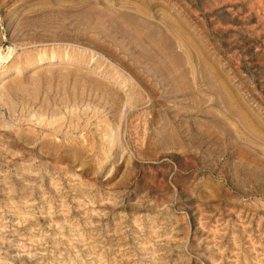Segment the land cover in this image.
Segmentation results:
<instances>
[{"label":"rangeland","instance_id":"374dc122","mask_svg":"<svg viewBox=\"0 0 264 264\" xmlns=\"http://www.w3.org/2000/svg\"><path fill=\"white\" fill-rule=\"evenodd\" d=\"M60 1L0 0V264H264V0Z\"/></svg>","mask_w":264,"mask_h":264},{"label":"bare ground","instance_id":"6f19581e","mask_svg":"<svg viewBox=\"0 0 264 264\" xmlns=\"http://www.w3.org/2000/svg\"><path fill=\"white\" fill-rule=\"evenodd\" d=\"M63 1V0H62ZM62 1H60V2H62ZM44 2V1H43ZM58 2H59V0H58ZM64 2V1H63ZM67 2V1H66ZM86 2V1H85ZM65 3V2H64ZM67 3H69V2H67ZM39 4H41V3H39ZM43 4V3H42ZM45 5V4H44ZM48 5V4H47ZM50 6V5H49ZM26 7V6H25ZM71 8V7H70ZM57 10V9H56ZM60 11V10H59ZM45 12V11H44ZM43 12V13H44ZM52 12H54V11H52ZM99 12V11H98ZM103 13V12H102ZM46 14H47V11H46ZM54 14V13H53ZM55 14H57V13H55ZM96 14H98V13H96ZM107 14V13H106ZM120 14H122V13H120ZM119 14V15H120ZM37 15V14H36ZM39 15V14H38ZM99 15H102V14H100L99 13ZM98 15V16H99ZM118 15V16H119ZM126 15V14H125ZM56 16V15H55ZM73 16V15H72ZM94 16H96L95 14H94ZM123 16V15H122ZM121 16V17H122ZM133 16V15H132ZM131 16V17H132ZM28 17H30L29 15H28ZM47 17V16H46ZM58 17V16H57ZM115 17V16H114ZM113 17V18H114ZM93 18V17H92ZM103 18V17H102ZM108 18H110V17H108ZM119 18H120V16H119ZM126 18V17H125ZM124 18V19H125ZM40 19V18H39ZM68 19V18H67ZM85 19V18H84ZM117 19H118V17H117ZM49 19H47V21H48ZM59 20V19H58ZM65 20V19H64ZM71 20V19H70ZM79 20H81V19H79ZM93 20H94V18H93ZM98 20H99V18H98ZM129 21H130V19H128ZM132 20V19H131ZM39 21V20H38ZM37 21V22H38ZM43 21V20H42ZM60 21V20H59ZM73 21H75V20H73ZM104 21V20H103ZM133 21V20H132ZM131 21V22H132ZM25 22V21H24ZM62 22V21H61ZM83 22V21H82ZM86 22V21H85ZM108 22V21H107ZM110 22V21H109ZM114 22V21H113ZM119 22V21H118ZM136 22H137V20H136ZM30 23V22H29ZM36 23V22H35ZM34 23V24H35ZM39 23H40V21H39ZM38 23V24H39ZM46 23V22H45ZM53 23V22H52ZM70 23H73V22H71L70 21ZM33 24V25H34ZM51 24V23H50ZM69 24V23H68ZM74 24H76V23H74ZM85 24V23H84ZM92 24V23H91ZM110 24V23H109ZM114 24V23H113ZM116 24V23H115ZM120 24H123V22H120ZM128 24H129V22H128ZM131 25L132 24H134L135 25V23H130ZM36 25V24H35ZM42 25V24H41ZM45 25V24H44ZM57 25V24H56ZM58 25H59V23H58ZM61 26L63 25V24H60ZM92 25H94V24H92ZM131 25H129V26H131ZM136 25H138V23L136 24ZM25 26V25H24ZM30 26H32V25H30ZM29 26V27H30ZM49 26V25H48ZM47 26V27H48ZM75 26V25H74ZM83 26V25H82ZM85 26V25H84ZM109 26V25H108ZM113 26V25H112ZM115 26V25H114ZM117 26V25H116ZM26 27H28V26H26ZM35 28V27H34ZM61 28V27H60ZM65 28V27H64ZM75 28V27H74ZM80 28V27H79ZM114 28V27H113ZM112 28V29H113ZM119 28V27H118ZM137 28H140V27H137ZM29 29V28H28ZM36 29V28H35ZM51 30H52V28H50ZM62 29H63V26H62ZM67 29V28H66ZM76 29V28H75ZM83 29V28H82ZM91 29H93V27L91 28ZM116 29V28H115ZM27 30V29H26ZM25 30V31H26ZM41 30V29H40ZM43 30H44V28H43ZM48 30V29H47ZM54 30V29H53ZM64 30V29H63ZM74 30V29H73ZM87 30V29H86ZM140 30V29H139ZM154 30V29H153ZM30 31V30H29ZM31 31H32V29H31ZM56 31V30H55ZM104 31V30H103ZM112 31V30H111ZM116 31V30H115ZM129 31V30H128ZM150 31V30H149ZM47 32H49V31H47ZM64 32H66V31H64ZM96 32V31H95ZM113 32V31H112ZM39 33H41V32H39ZM51 33H52V31H51ZM79 33V32H78ZM110 33V32H109ZM151 33V32H150ZM153 34H155L154 33V31L152 32ZM29 34H31V33H29ZM34 34V33H33ZM66 34H67V32H66ZM117 34V33H116ZM120 34V33H119ZM133 34V33H132ZM32 35V34H31ZM42 35H43V33H42ZM47 35H50L51 36V34H47ZM56 35V34H55ZM63 35V34H62ZM65 35V34H64ZM74 35H75V33H74ZM148 35V34H147ZM27 36H28V34H27ZM33 36V35H32ZM35 36V35H34ZM38 36V35H37ZM37 36H35V37H37ZM66 36V35H65ZM68 36V35H67ZM71 36V35H70ZM81 36V35H80ZM79 36V37H80ZM117 36V35H116ZM124 36V35H123ZM123 36H122V38H123ZM149 36V35H148ZM152 36V35H151ZM151 36H149V37H151ZM156 36V35H155ZM35 37H32V38H35ZM48 37V36H47ZM54 37V36H53ZM32 38H30V39H32ZM49 38H51V37H49ZM48 38V39H49ZM62 38V37H61ZM72 38V37H71ZM109 38V37H108ZM119 38H121V37H119ZM130 38V37H129ZM145 38V37H144ZM42 39V38H41ZM44 39V38H43ZM45 39H47V38H45ZM53 39V38H52ZM84 39V38H83ZM91 39V38H90ZM124 39V38H123ZM67 40H69V39H67ZM84 40H86V39H84ZM111 40H112V38H111ZM116 40H117V37H116ZM43 41V40H42ZM56 42V41H55ZM58 42H60L59 40H58ZM62 42H67V41H62ZM75 42V41H74ZM79 42V41H78ZM33 42H31V44H32ZM41 43V42H40ZM77 43V42H76ZM26 44H28V43H26ZM75 44V43H74ZM115 44V43H114ZM128 44V43H127ZM129 44H130V42H129ZM40 45V44H39ZM46 45V44H45ZM42 46H44V45H42ZM84 46V45H83ZM96 46V45H95ZM95 46H94V48H95ZM69 47V46H68ZM85 47V46H84ZM92 47V46H91ZM124 47V46H123ZM88 48V47H87ZM93 48V47H92ZM93 48V49H94ZM148 48V47H147ZM74 49V48H73ZM90 49V48H89ZM8 50H10V49H8ZM13 50V49H12ZM103 50V49H102ZM129 49H127V51H128ZM8 52H12L11 50L10 51H8ZM86 52V51H85ZM93 52V51H92ZM99 52V51H98ZM102 52V51H101ZM39 53V52H38ZM94 53V52H93ZM9 54V55H8ZM146 54V53H145ZM7 55L8 56H10L11 54L10 53H7ZM44 55V54H43ZM56 55H58V54H56ZM55 54H53V55H51L50 56V59H55V57H57ZM67 55H68V53H67ZM149 55V54H148ZM2 56H0V58H1ZM5 57V56H4ZM11 58H12V56H11ZM20 58V57H19ZM45 58H48V57H42V55H40L39 56V59H40V61L42 60V59H45ZM68 58H69V55H68ZM92 58V57H91ZM3 59V58H2ZM5 59V58H4ZM7 59V58H6ZM5 59V60H6ZM52 59V60H53ZM97 59V58H96ZM95 60V59H94ZM37 60H34L32 57H30V58H28L27 57V59L26 60H24V62L25 63H27L25 66H26V68H27V66L29 67V64H33L34 62H36ZM59 61V60H58ZM111 61V60H110ZM39 62V61H38ZM6 63V62H5ZM64 63V62H63ZM106 63V62H105ZM8 64V63H7ZM53 64V63H52ZM73 64V63H72ZM116 64V63H115ZM51 65V64H50ZM77 65V64H76ZM118 65V64H117ZM120 66V65H119ZM2 67V66H1ZM13 67H6L5 68V71H4V73H7V72H10L11 71V69H12ZM18 68V67H17ZM122 68V67H121ZM124 70H125V68H124ZM96 71V70H95ZM21 72V71H20ZM13 73V72H12ZM12 73H10V74H12ZM17 73V72H16ZM27 73V72H26ZM53 73V72H52ZM69 73V72H68ZM193 73V72H192ZM125 74V73H124ZM39 75V74H38ZM69 75V74H68ZM40 76V75H39ZM52 76V75H51ZM119 76V75H118ZM21 77V76H20ZM5 78V77H4ZM22 78H19V77H14L13 79H11V88H14V89H20V90H26V89H30V85L31 84H34V86H36V80H35V78H29V79H27V81H24V78H23V80H21ZM108 79V78H107ZM3 80V79H2ZM87 81V80H86ZM107 81V80H106ZM110 81V80H109ZM59 82V81H58ZM102 82V81H101ZM131 82V81H130ZM8 83V82H7ZM94 84V83H93ZM102 84V83H101ZM135 84V83H134ZM125 85V84H124ZM123 85V86H124ZM97 86V85H96ZM108 86V85H107ZM125 86H128V84L127 85H125ZM108 87H110V86H108ZM115 87V86H114ZM92 88V87H91ZM106 88V87H105ZM93 89V88H92ZM109 89V88H108ZM122 89V88H121ZM6 90V89H5ZM32 90H33V88H32ZM123 90V89H122ZM103 91V90H102ZM124 91V90H123ZM59 92V91H58ZM70 92V91H69ZM103 92H105V91H103ZM28 93V92H27ZM100 93H101V91H100ZM22 94V93H21ZM44 94V93H43ZM107 94H109V93H106V95ZM114 94V93H113ZM10 95V94H9ZM22 95H24V94H22ZM28 95V94H27ZM101 95V94H100ZM124 96H125V93L123 94ZM21 96V95H20ZM18 97V96H17ZM23 97V96H22ZM53 97V96H52ZM95 97V96H94ZM112 97H114V96H112ZM116 97V96H115ZM19 98V97H18ZM33 98H35V97H33ZM42 98V97H41ZM41 98H40V100H41ZM49 98V97H48ZM107 98V97H106ZM105 98V99H106ZM15 99V98H14ZM22 99V98H21ZM45 99V98H44ZM114 99V98H113ZM121 99V98H120ZM128 99L129 100H131V97H128ZM134 100H135V98H133ZM2 100H3V98H2ZM23 100H24V98H23ZM34 100V99H33ZM94 100V99H93ZM97 100H99L98 98H97ZM107 100V99H106ZM110 100H112V98L110 99ZM17 101V100H16ZM25 101V100H24ZM23 101V102H24ZM28 101V100H27ZM36 101V100H35ZM108 101V100H107ZM2 103V102H1ZM25 103V102H24ZM70 103V102H69ZM104 103V102H103ZM146 103V102H145ZM18 104V103H17ZM55 104V103H54ZM96 104V103H95ZM101 104V103H100ZM117 104V103H116ZM20 105H22V104H20ZM59 105V104H58ZM54 106V105H53ZM82 106V105H81ZM98 106V105H97ZM42 107V106H41ZM68 107V106H67ZM83 107V106H82ZM99 107V106H98ZM102 107V106H101ZM103 107H104V105H103ZM33 108V107H32ZM106 108V107H105ZM108 108V107H107ZM106 108V109H107ZM116 108V107H115ZM121 108H122V106H121ZM61 109V108H60ZM64 109H65V107H64ZM95 109V108H94ZM105 109V110H106ZM109 109V108H108ZM36 110V109H35ZM41 112H39L38 111V113H39V115H40V117L41 118H39V119H44L45 117H43L42 116V114L44 113V112H46V110L47 111H49V109H47V108H41ZM122 110V109H121ZM135 110V109H134ZM15 111H16V109H15ZM109 110H107V112H108ZM26 112V111H25ZM69 112H70V116H69V120L68 121H70L71 123H73L74 121H76V125H79V116L76 114V117H74V115H73V113H74V111H70L69 110ZM103 112V111H102ZM112 113H113V111H112ZM121 113V112H120ZM27 114V113H26ZM56 114H58L57 116H56ZM31 115H32V113H31ZM33 115H35V114H33ZM39 115H38V117H39ZM114 115H116V114H114ZM25 116V115H24ZM51 116H53V117H55V119H53V117L51 118V119H53V120H46L45 121V125L46 126H49V127H51V125H53L54 123H60V124H62V122H64V120H65V116H63V114H61V111L59 110V109H55V110H52L51 111ZM106 116V115H105ZM112 116V115H111ZM33 117V116H32ZM35 117H36V115H35ZM103 117V116H102ZM37 118V117H36ZM113 118H115V117H113ZM27 119V118H26ZM47 119H48V117H47ZM101 119V118H100ZM37 120H38V118H37ZM36 120V121H37ZM102 120V119H101ZM43 121V120H42ZM42 121H40V123L42 122ZM21 122V121H20ZM29 122V121H28ZM109 122V121H108ZM107 121H105V119H104V125L106 126V127H109V123H108ZM113 122V121H112ZM2 123V122H1ZM81 123V122H80ZM93 123V122H92ZM11 124V123H10ZM13 124V123H12ZM20 124V123H19ZM35 124V123H34ZM59 124V125H60ZM127 124V123H126ZM3 125V124H2ZM17 125V124H16ZM23 125V124H22ZM21 125V126H22ZM125 126V125H124ZM124 126H123V128H124ZM23 127V126H22ZM21 127V128H22ZM105 127V128H106ZM17 128V127H16ZM58 128V127H57ZM126 128V127H125ZM124 128V129H125ZM108 129H110V128H108ZM123 129V130H124ZM10 130H11V127H10ZM22 130H26V129H22ZM68 130V129H67ZM28 131H31V133H32V135L29 137L30 139L32 138V140H34V137L36 136L37 137V133H38V131H37V133H36V131H35V129H33V128H31V129H29ZM57 131V129H54L53 128V126H52V129L51 130H49V133L48 134H51V135H53V136H55L56 135V132ZM82 131H83V129H82ZM114 132V131H113ZM125 132V131H124ZM6 134V133H5ZM112 134V133H111ZM111 134H109V130H108V132L106 131V129H104V135H108L107 136V141L108 142H111V141H115V139H114V137L113 136H111ZM8 135V134H7ZM6 135V136H7ZM11 135V134H10ZM114 135V134H113ZM4 136V135H3ZM8 137V136H7ZM13 137V136H12ZM21 137H22V135H21ZM58 137V136H57ZM119 137V136H118ZM127 137V136H126ZM10 138V137H9ZM8 138V139H9ZM45 138V137H44ZM12 139V138H11ZM46 139V141H44L43 143H47V146H49L50 145V141L47 139V138H45ZM60 139V138H59ZM95 139V138H94ZM62 140V139H61ZM9 141H10V139H9ZM12 141H13V139H12ZM16 141V140H15ZM125 141V140H124ZM14 142V141H13ZM20 142V141H19ZM36 142V141H35ZM29 143V142H28ZM30 143H32V142H30ZM112 143V142H111ZM41 144V143H40ZM85 144V143H84ZM119 144V143H118ZM2 145V144H1ZM16 145H17V143H16ZM34 146V145H33ZM30 147V146H29ZM37 147V146H36ZM6 148V147H5ZM10 148V147H9ZM13 148V147H12ZM27 148V147H26ZM21 150V149H20ZM19 150V151H20ZM1 151V150H0ZM26 151V150H25ZM30 152V151H29ZM37 152V151H36ZM76 153H79L78 151H76ZM3 154V153H2ZM13 154V153H12ZM15 154V153H14ZM35 154V153H34ZM37 154H39V153H37ZM6 157H8V156H6ZM26 157H27V155H26ZM33 159V158H32ZM22 160V159H21ZM2 161V160H1ZM0 161V162H1ZM24 161V160H23ZM26 161V160H25ZM29 161H31V159L29 160ZM57 161V160H56ZM9 163V162H8ZM43 164V163H42ZM31 165V164H30ZM8 166V165H7ZM27 167V166H26ZM28 168V167H27ZM13 170V169H12ZM21 170V169H20ZM3 172V171H2ZM51 173V172H50ZM6 175V174H5ZM8 176V175H7ZM1 179V178H0ZM29 179V178H28ZM31 179V178H30ZM32 180V179H31ZM22 182V181H21ZM1 183H2V181H1ZM0 183V184H1ZM11 184V183H10ZM24 186V185H23ZM1 187V186H0ZM9 188V187H8ZM2 189H5V188H2ZM1 189V190H2ZM75 189V188H74ZM6 190V189H5ZM23 190V189H22ZM25 191V190H24ZM2 192V191H1ZM10 192V191H9ZM55 192V191H54ZM67 192V191H66ZM2 194V193H1ZM0 194V195H1ZM4 194V193H3ZM24 194V193H23ZM27 194V193H26ZM74 194V193H73ZM86 194V193H85ZM89 194V193H88ZM6 195V194H5ZM54 195V194H53ZM59 195V194H58ZM79 195H81V194H79ZM3 197H5V196H3ZM7 197H9V196H7ZM16 197V196H15ZM51 197H53V196H51ZM76 197V196H75ZM82 197V196H81ZM92 197V196H91ZM48 198V197H47ZM68 198V197H67ZM4 199V198H3ZM15 199V198H14ZM6 200V199H5ZM10 200H12V199H10ZM28 201V200H27ZM30 201V200H29ZM56 201H58V200H56ZM65 201V200H64ZM5 202V201H4ZM14 202V201H13ZM43 202V201H42ZM53 202H54V198H53ZM52 202V203H53ZM87 202V201H86ZM94 202V201H93ZM17 203V202H16ZM21 203V202H20ZM19 203V204H20ZM48 203V202H47ZM96 203V202H95ZM4 204V203H3ZM7 204V203H6ZM26 204V203H25ZM43 204V203H42ZM32 205V204H31ZM38 205V204H37ZM52 205H54L55 206V203L54 204H52ZM1 206V205H0ZM10 206V205H9ZM19 206V205H18ZM11 207V206H10ZM31 207V206H30ZM46 207V206H45ZM50 207V206H49ZM25 208H27V207H25ZM39 208V207H38ZM53 208V207H52ZM19 209V208H18ZM34 210V209H33ZM44 210H45V208H44ZM29 212V211H28ZM51 212V211H50ZM49 212V213H50ZM79 212V211H78ZM41 213V212H40ZM43 213V212H42ZM54 213V212H53ZM56 213V212H55ZM116 214V213H115ZM70 215V214H69ZM72 215V214H71ZM100 215V214H99ZM38 217V216H37ZM50 218H51V216H49ZM70 217V216H69ZM47 218V217H46ZM51 219H53V218H51ZM1 220V219H0ZM35 220V219H34ZM40 220V219H39ZM93 220V219H92ZM45 221H46V219H45ZM134 221V220H133ZM148 221H150V220H148ZM44 222V221H43ZM56 222H57V220H56ZM60 223V222H59ZM37 224V223H36ZM80 224H81V221H80ZM116 224V223H115ZM124 224V223H123ZM139 224V223H138ZM38 225V224H37ZM64 225V224H63ZM107 225V224H106ZM39 226H41V225H39ZM80 226V225H79ZM97 226V225H96ZM143 226V225H142ZM147 226V225H146ZM157 226V225H156ZM63 227V226H62ZM99 227V226H98ZM147 227H149V226H147ZM153 227V226H152ZM21 229H22V227H20ZM65 228V227H64ZM83 228V227H82ZM103 228V227H102ZM154 228V227H153ZM26 229V228H25ZM43 229V228H42ZM45 229V228H44ZM86 229V228H85ZM157 229V228H156ZM35 230V229H34ZM48 230H50V229H48ZM65 230V229H64ZM64 230H63V232H64ZM105 230V229H104ZM5 231V230H4ZM51 231V230H50ZM67 231V230H66ZM157 231V230H156ZM1 232V231H0ZM26 233V232H25ZM34 233V232H33ZM51 233V232H50ZM54 233V232H53ZM52 233V234H53ZM65 233V232H64ZM28 234V233H27ZM138 234V233H137ZM149 234V233H148ZM35 235H37V234H35ZM72 235V234H71ZM127 235V234H126ZM139 235V234H138ZM151 235V234H150ZM159 235V234H158ZM12 236V235H11ZM24 236H26L25 234H24ZM41 236V235H40ZM104 236V235H103ZM3 237V236H2ZM5 237V236H4ZM3 237V238H4ZM9 237V236H8ZM147 237V236H146ZM46 238V237H45ZM105 238V237H104ZM145 238V237H144ZM148 238V237H147ZM150 238H152V237H150ZM155 238V237H154ZM57 239H58V237H57ZM116 239V238H115ZM120 239V238H119ZM124 239H126V238H124ZM127 239H128V237H127ZM46 240V239H45ZM63 240V239H62ZM76 240H79V239H76ZM97 240H99V239H97ZM104 240H107V239H104ZM128 241V240H127ZM151 241V240H150ZM174 241V240H173ZM78 242V241H77ZM96 242V241H95ZM135 242V241H134ZM49 243H51V242H49ZM54 244V243H53ZM151 244H153V243H151ZM107 245V244H106ZM128 245H130V244H128ZM107 246H109V245H107ZM217 246V245H216ZM47 247V246H46ZM52 246H50V248H51ZM62 247V246H61ZM123 247V246H122ZM160 247H161V245H160ZM169 247V246H168ZM171 247V246H170ZM208 247V246H207ZM210 247V246H209ZM40 248H42V247H40ZM76 248H78L77 247V244H76ZM108 248V247H107ZM166 248V247H165ZM176 248V247H175ZM177 248H179V246L177 247ZM212 248V247H211ZM248 248V247H247ZM58 249V248H57ZM61 249V248H60ZM85 249V248H84ZM100 249V248H99ZM111 249V248H110ZM161 249V248H160ZM66 250V249H65ZM80 250V249H79ZM143 250H146V249H143ZM170 250V249H169ZM181 250V249H180ZM218 250H220L219 248H218ZM240 250H242V249H240ZM46 251H48L47 249H46ZM96 251V250H95ZM108 251V250H107ZM121 251H122V249H121ZM135 251V250H134ZM139 251V250H138ZM168 251V250H167ZM182 251V250H181ZM244 251V250H243ZM248 251V250H247ZM251 251V250H250ZM137 252V251H136ZM235 252V251H234ZM233 252V253H234ZM106 253V252H105ZM138 253V252H137ZM264 253V252H263ZM29 254V253H28ZM71 254V253H70ZM111 254V253H110ZM126 254V253H125ZM151 254V253H150ZM169 254V253H168ZM172 254V253H171ZM181 254V253H180ZM256 254V253H255ZM48 255V254H47ZM68 255V254H67ZM83 255V254H82ZM81 255V256H82ZM141 255V254H140ZM143 255V254H142ZM175 255V254H174ZM264 255V254H263ZM64 256V255H63ZM68 256H70V255H68ZM110 256V255H109ZM156 256V255H155ZM159 256V255H158ZM58 257V256H57ZM118 257V256H117ZM121 257V256H120ZM137 257V256H136ZM135 257V258H136ZM157 257V256H156ZM164 257V256H163ZM142 258H144V257H142ZM253 258V257H252ZM256 257H254V259H255ZM56 259V258H55ZM147 258H145V260H146ZM212 259V258H211ZM236 259V258H235ZM157 260V259H156ZM161 260V259H160ZM232 260V259H231ZM257 260V259H256ZM148 261V260H147ZM157 262V261H156ZM229 262V261H228ZM262 262V261H261ZM1 263V262H0ZM87 263V262H86ZM143 263V262H142ZM231 263H233V262H231ZM236 263V262H235ZM90 264V263H89ZM117 264V263H116ZM118 264H120V263H118ZM130 264V263H129ZM253 264H255V262L253 263Z\"/></svg>","mask_w":264,"mask_h":264}]
</instances>
